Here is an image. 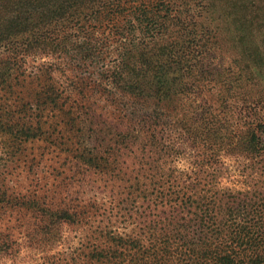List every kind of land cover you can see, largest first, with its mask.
<instances>
[{"label":"trees","instance_id":"1","mask_svg":"<svg viewBox=\"0 0 264 264\" xmlns=\"http://www.w3.org/2000/svg\"><path fill=\"white\" fill-rule=\"evenodd\" d=\"M188 7V0H0V158L42 140L46 124L75 146L76 153L66 157L100 174L114 168L118 160L111 157L119 153L137 160L139 153L156 156L147 158L146 170L130 174L133 189L149 202L141 227L134 225L124 233L99 228L83 252L51 256L50 264H264L263 190L180 188L174 182L175 170L156 172L153 166L162 157L170 160L178 154L175 146L161 142L162 127L170 132L178 129L189 147L201 152L195 161L200 171L219 165L223 157L256 161L264 156V125L224 124L210 109L194 108L186 90L177 88L178 81L188 87L186 81L194 79L187 91L207 81L204 53L195 54L202 41L189 38ZM111 39L117 46L105 54L104 44ZM110 54L115 58L101 74L102 92L139 106L137 127L119 131L113 126L110 140L92 146L91 129L70 109L87 118L90 93L98 89L66 76L60 86L51 77L56 72L64 75L65 70L56 63L41 71L48 81L45 89L27 95L29 100L22 98L25 83L20 78L25 77L22 67L27 59L70 56L86 64ZM193 56L200 67L191 65ZM151 105L154 109L146 112ZM44 117L49 118L43 121ZM58 119L65 132L55 122ZM50 146L51 151L57 147L52 141ZM1 198L2 204L16 206L31 219L24 244L37 252L54 248L64 226L78 225L89 209L69 204L49 207L35 194L11 200L4 193ZM18 254L13 235L1 234L0 260H13Z\"/></svg>","mask_w":264,"mask_h":264},{"label":"rangeland","instance_id":"2","mask_svg":"<svg viewBox=\"0 0 264 264\" xmlns=\"http://www.w3.org/2000/svg\"><path fill=\"white\" fill-rule=\"evenodd\" d=\"M188 3L186 22L190 26L189 38L195 43L202 41L203 47L194 48L195 54L200 50L204 53L203 69L207 71V81L203 87L197 86L191 91L187 90L194 79L186 81L188 87L178 81L177 88L186 90L184 94L188 93V98L195 102L191 104L194 108L210 109L224 124L264 125V0H188ZM116 46L117 42L111 39L104 44L103 52L107 54V50ZM103 56L97 63L88 61L86 64L75 62L73 60L77 59L70 56L58 60L45 57L27 59L22 67L25 77L20 78L25 83L20 92L25 100H29L27 95L45 89L48 81L46 76H40L41 71L52 63L61 65L65 70L64 75L56 72L51 77L60 86L65 85L67 77L95 86L98 92L90 93L92 105L87 118H82L76 109H70L79 118V123L85 121L87 128L91 129L89 143L95 147L103 139L110 140L112 133H108L113 126H118L119 131L130 125L137 127L140 118L135 114V110H140L139 106L120 100L121 96L115 98L102 92L101 74L115 58L113 54ZM195 59L191 65L200 67V62H195ZM152 106L146 112L153 110ZM165 111L162 109V112ZM171 119L168 117V120ZM55 122L65 132L62 119ZM160 129L161 132L167 130L158 133L161 142L175 146L178 154H174L170 160L162 157L153 166H156V172L171 173L169 170H175L177 174L174 182L178 187L193 185L198 190L264 191V156L256 161L223 157L219 165L200 171L195 161L201 152L190 148L178 129L175 132H170L168 127ZM74 130H78L77 125ZM41 134L42 140L24 144L15 155L0 158V235L12 234L19 249L15 259H2L0 264H50L51 256L60 258V255L83 252L93 242V233L99 228L106 230L105 227H109L117 233H124L129 232L134 225H137L136 228L141 227L149 202L133 189L135 183L130 181L133 178L130 174L146 170L144 163L148 162L147 158H156L155 154L139 153L137 160L129 153H119L111 157V160H118L114 168L100 174L81 168L74 164L71 157H66L68 153H76L75 146L57 131L53 132L49 124L43 126ZM46 138L50 139L44 141ZM51 141L58 147L53 148L54 151H51ZM98 150L100 152L99 147ZM224 152L221 154L224 155ZM141 179L144 180V176ZM4 193L11 200L35 194L39 201H44L49 207L66 204L88 206V214L78 225L64 226L61 241L51 250L32 251L24 243L33 222L16 206L2 204Z\"/></svg>","mask_w":264,"mask_h":264}]
</instances>
